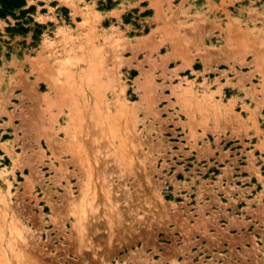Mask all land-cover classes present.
<instances>
[{
    "label": "rangeland",
    "instance_id": "rangeland-1",
    "mask_svg": "<svg viewBox=\"0 0 264 264\" xmlns=\"http://www.w3.org/2000/svg\"><path fill=\"white\" fill-rule=\"evenodd\" d=\"M30 6L36 40L0 19V264H264V0Z\"/></svg>",
    "mask_w": 264,
    "mask_h": 264
},
{
    "label": "trees",
    "instance_id": "trees-1",
    "mask_svg": "<svg viewBox=\"0 0 264 264\" xmlns=\"http://www.w3.org/2000/svg\"><path fill=\"white\" fill-rule=\"evenodd\" d=\"M35 11L34 6L27 7V0H0V19L8 20L9 17L16 21L15 26H9L7 32L29 33L33 29L30 27L34 23L33 39L36 40L45 28L43 25L35 23L31 16Z\"/></svg>",
    "mask_w": 264,
    "mask_h": 264
},
{
    "label": "bare ground",
    "instance_id": "bare-ground-1",
    "mask_svg": "<svg viewBox=\"0 0 264 264\" xmlns=\"http://www.w3.org/2000/svg\"><path fill=\"white\" fill-rule=\"evenodd\" d=\"M91 190H94V189H92V188H90V186L88 187V189H87V193H86V198H85V206L87 207H89V205H91L92 207H93V201H94V197L92 196V198H89V192L91 191ZM91 193V192H90ZM93 193H94V191H93ZM106 194V193H105ZM91 195V194H90ZM108 200H109V198H108ZM111 201V200H110ZM112 205V204H111ZM115 205V204H114Z\"/></svg>",
    "mask_w": 264,
    "mask_h": 264
}]
</instances>
